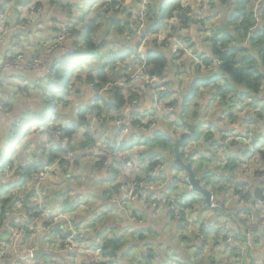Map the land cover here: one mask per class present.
<instances>
[{
  "label": "trees",
  "instance_id": "obj_1",
  "mask_svg": "<svg viewBox=\"0 0 264 264\" xmlns=\"http://www.w3.org/2000/svg\"><path fill=\"white\" fill-rule=\"evenodd\" d=\"M32 1L15 0L11 2V0H0L1 12L8 6L10 7L4 23L8 24L9 28L16 26L15 29H10V33L1 38L5 43L3 44L5 50L1 54L3 57H6L9 53L12 56L21 52L24 54L26 62H29L31 58L41 57L47 48L55 46L48 59L43 60L44 62L39 68L30 70L0 68V74L10 73L12 77L17 79L16 87L18 89L7 87L9 93L2 92L4 97L10 96L9 100L13 103L17 102L18 98L26 99L33 92L38 99L37 111L18 114L10 102L1 98L3 102L1 104L9 107L7 114L2 111L1 114L10 120L11 130L6 142L0 145V158L4 149L9 150V152L16 150L18 153L16 156H11L10 160L7 158L4 161L3 159L0 163V216L3 217L7 207H11L8 212L12 214L8 219H5V222L9 223L15 220L22 223L20 221L21 217L14 214L13 207H16V205L20 206L26 214L32 213L30 220L36 215V208L31 206L32 204H43L44 208L49 209L45 192L49 189L48 186L52 185L49 182L50 179L46 181L47 186H40L41 197H35V203L20 199L19 195L24 192L30 194L31 200L33 194L30 190L35 188L33 174L44 166L50 165L51 162L53 163L57 157L67 153L65 147L54 145L57 139L54 133L57 129L60 130L66 140L68 151L77 153L73 155L72 159H75V161L74 165H71L74 166V179H78L79 182V178L84 179L82 175L87 178L88 172L93 168L91 165L94 164V159L87 157L91 154H89V150L80 151L83 150L81 148L83 144L88 142L94 144L95 141L88 134H84L82 129L90 127L91 122L94 120V113L97 112L95 116L102 117L100 122L103 128H106L107 132L110 131L115 138L119 136V134H113L112 132L114 117L109 115L114 111V116H119L123 113L124 107L137 98L131 91L125 95V91L120 87V79L124 77V71H128V67H131L130 65L126 66L131 59L141 64L142 58L145 64L143 72L157 79L158 83L155 84V88L159 92L158 103L161 104L163 99L168 98V100H165V105L174 107L171 111L167 110L166 114L175 116L174 123L176 126L183 127L181 123L184 122L194 125L196 136L187 140L186 143L199 139L200 135L198 136V134H201V125L206 120L207 111L212 114V111L208 109L211 107L215 109L214 113L208 116L206 123L215 124L217 126L216 133L209 132L211 128L208 130L207 136L201 139L203 142L206 141L207 145L202 148L198 147V150L193 149L196 156L199 158L204 157L205 154L210 152L211 147L221 148L229 155L232 154L230 147L236 146L240 149V152L236 155H241L240 157L246 163L251 159L249 157L250 149L258 154L261 159H264V144L257 146L251 142L244 148L242 142L234 141L235 138H240L243 132L248 133L247 127L250 125H264V102L262 99L264 97V5H261L263 0H193V3L194 1L197 2L194 5H186V0H147L144 9V20L147 24H145L143 31L151 40L147 42L143 52L139 51L142 40L136 35V27H132V23L127 19L125 22L122 18V16L126 18L128 16L122 14V11L117 15L113 14L114 11L122 8L125 0H35L30 17L20 18L22 13L16 9L23 8ZM131 1L132 5H140L136 0ZM205 3L208 5L207 18L205 16L206 10L199 11L201 6H205ZM16 5L17 8L15 9ZM93 6L95 12L91 10ZM61 8L64 12L60 10ZM133 17L135 18L136 15ZM171 19H176L179 25L171 27L172 34L168 33L165 41L158 43L155 35L158 34L160 29L167 26ZM127 26L130 27L129 30L125 29ZM61 36L63 37L61 38ZM171 38L173 39L171 40ZM63 39L64 43L62 42ZM100 42H102L101 45H99ZM6 45H9V47H6ZM176 45L182 47H179L172 54V49L176 48ZM173 65H176V68ZM43 68L46 72L39 82L30 84L28 81L23 80L25 74ZM168 74L172 75L168 78ZM21 81L25 83L19 84ZM88 84L89 87L92 85L96 90L112 85L106 93L110 100L105 101L94 95L95 100L91 106L77 109L75 123L71 121L63 122L62 118H68L70 114L60 115L59 110L68 111L71 104L70 95H76L75 90L79 86L86 87ZM3 85L5 84L0 82V86ZM163 86H167V88L163 90ZM172 86H174V90H171ZM73 88L75 89L72 92ZM125 88L131 90L128 83ZM86 89L92 94V90L90 91L88 87ZM20 90H24L27 96L16 97ZM170 99L171 103L168 102ZM241 104H244V108L247 110L244 116L248 115V112L256 113L255 117L253 114H249L251 116L249 120L256 122L250 125L247 124L248 126L245 127H241L238 123H230L231 119L239 115L237 106L239 107ZM150 105L140 107L141 110L135 106V110L130 111L129 116L127 115L130 120L129 134L124 139L123 146H117L114 138H112L108 140L106 149L111 150L110 155H117L118 152H130L133 146L136 148L141 147L139 138H142L144 145H146L145 150H151V153L144 158L143 155L146 153L144 150L138 156V160L141 162L138 161L139 165L145 166L144 170L142 169L144 177L139 180L153 185L159 178H167L168 176L171 181L168 187L169 193L181 189L183 186L181 183L185 181L186 189H181L185 192L181 196L185 201L184 204L178 206L181 209L180 213H182V216L186 212L196 211L200 213L201 210L195 208L194 204L186 200L189 196L187 195L188 192L191 191L187 184V175L184 173L185 176L183 174L177 176L169 170V166L174 167L175 128H171L170 124H167L164 120L156 121L158 116L152 121L144 120L141 122L136 119L137 114L140 112L144 114L146 111L144 109ZM188 108L195 113L201 109L202 116L199 117L194 114L191 116L187 112ZM75 110L76 108H74V112ZM46 111L50 113L49 117L46 121H42V114ZM185 112H187V118H185ZM218 112H220L219 115H217ZM53 114L59 122H62V125L55 127L57 123L53 119ZM163 114L161 113V117ZM69 119H73V116L71 115ZM221 119L227 123L216 124ZM14 120H17L16 125L13 124ZM106 121L110 123L105 125ZM52 124L55 128L51 127ZM158 124L159 126H157ZM40 128H42V131H40ZM220 132H223V135H220ZM29 134H34L30 140H28ZM43 134L47 138L46 142L51 145L49 149H45L46 142H40ZM247 137L253 138L254 136L248 135ZM82 140H84V143L80 144L79 142ZM28 141L29 143H26ZM75 143L78 145L73 146ZM30 145H34V148L30 149ZM111 145L115 147L110 148ZM20 147L19 152L18 148ZM243 148L248 149L244 156H242ZM40 150L47 161H43V165L41 163H31L32 159L36 157V151ZM22 151H28L26 158L30 156V161L26 162L27 159L26 161H18L17 157ZM29 153L34 156L31 158ZM210 153L214 155L213 152ZM109 156L107 160L108 168H112L111 175L102 176L101 171L97 170L98 178L92 184V191L86 198H82L77 194L79 188H81L80 185L75 191L70 186V192L74 195L68 199H63L61 207L58 208L68 216L74 230H84L83 238L72 241L76 250L69 251L64 248L62 237L67 234L64 228L66 224L64 220L51 226L48 231L41 232L37 237L32 228L28 226L26 227L27 232L20 236L22 241V244L18 243L20 249L16 250L14 257L0 256V264H67V262H71L70 260L78 258L80 262H77V264H95V262L102 264H205L202 261L204 257H206V264H214L212 257L217 258V255L228 254L229 256L226 255L227 259L228 257L233 258L236 253L235 247L242 245V241L245 242L248 239L245 234L247 230H240L239 224L233 215L221 211L219 213L224 218H228L231 223L229 227L234 241L229 245H223L225 238L220 230L205 229L199 226V222L195 225L198 227L196 234L185 233L188 230V222L185 219L180 222V226L173 232V236L181 231L184 232L180 233L182 239L176 238L177 244L168 240H163L164 244H157L155 243L157 237L149 235L152 230L140 228L136 225L124 228L129 233L131 232L130 235H127L123 230H118L116 225L108 228L107 231H101L100 223L109 224L111 221L107 215L108 211L115 210V208L104 203V200L100 197L101 195L96 193L95 183L102 181L111 186L109 190L102 192L104 198L107 192L111 196L121 195L122 193L118 189V184H114L118 174H121V165L123 167L125 162L124 160H111ZM100 158L106 159V155ZM181 158L183 159L182 150ZM230 159L232 158L227 157L225 161L223 160L221 167L233 177L239 165L237 161H231ZM191 164L193 163L191 162ZM133 168L138 167L134 164ZM158 168L159 177L158 173L157 175H149L150 172ZM192 168L194 170L193 165ZM257 174L259 176L264 174V167ZM257 174L254 172L251 177L257 178ZM200 179V185L206 187L205 182L202 184V181H205L204 177H200ZM223 179L229 180V182L231 180L228 176ZM249 180H244L240 184L235 183V180H233L230 185L233 189L231 188L229 191L239 193L241 201L256 200L252 192L256 187H260L263 192V184L252 178L251 181L254 184L251 185L254 188H249L251 186L247 184ZM225 189L229 188L214 190L216 193L225 194ZM194 194L196 193L192 192V195ZM178 195L177 193L175 197L178 198ZM13 197L15 200L9 206ZM97 197H100V204L104 205L96 209ZM17 200L20 204H16ZM120 201L123 202L121 198ZM256 201L261 203L258 200ZM51 203L52 201L49 202V204ZM78 205H80L81 211ZM232 205L235 206V204ZM241 207L239 212L243 215H249L250 207ZM51 211L54 212L55 210L51 209ZM77 211L80 214L76 215ZM93 215L95 218L92 221L90 219ZM166 216H168L166 219L169 221L170 219L175 220L173 210L168 211ZM81 217L84 218V221L79 220ZM255 217L259 220L258 212H256ZM30 220L26 219V222H31ZM245 223L242 221L240 224ZM8 227L10 225L6 229ZM16 227L18 226L14 228ZM164 236L165 234L162 235L163 238ZM192 236H194L193 239L186 240V237L190 238ZM44 242L48 243L49 249L44 247ZM257 242L258 240L254 239V245ZM22 246L23 248H21ZM28 247H42L44 254L40 258H33L32 254L27 253ZM82 248L94 254L96 258H90L89 254L82 255L78 251ZM142 250H148L150 255L142 254ZM168 256L172 257V260H168ZM188 260L189 262H186ZM243 261V257L233 259L234 264H243Z\"/></svg>",
  "mask_w": 264,
  "mask_h": 264
},
{
  "label": "rangeland",
  "instance_id": "obj_2",
  "mask_svg": "<svg viewBox=\"0 0 264 264\" xmlns=\"http://www.w3.org/2000/svg\"><path fill=\"white\" fill-rule=\"evenodd\" d=\"M137 3H139V0H136ZM264 1V0H263ZM261 1V3L263 2ZM131 0H125L123 1L122 4V8L118 11H114L115 13H113L114 15H117L119 13L124 14L125 16H128V18L123 17L124 21L126 22V19L132 23V27H136V29L139 27L140 31L143 32L144 30V26L145 24H147L146 20H144L143 24L140 23L139 21V15L140 13L145 14L144 9L142 10V7L140 8V5L137 6L136 4L132 5L131 4ZM195 4H197L196 1H194ZM193 0L189 1L186 0L185 4L186 5H194ZM35 4V0H33L31 3H29L28 5H26L25 7L21 8H17V5L15 6V9L17 11H19L22 17L20 18H28L30 17L31 13H32V7ZM256 7V6H255ZM9 8V7H8ZM57 8V6H56ZM59 8V7H58ZM138 8V10H136ZM208 5L205 3V6H201L199 11H203L206 10L205 16L208 13ZM51 10V9H50ZM49 10V11H50ZM60 10H62L64 12V10L61 8ZM92 12H95V7L93 6L91 8ZM5 13V10L2 12ZM143 14L141 16H143ZM136 17L134 18L133 16ZM49 16V15H48ZM91 17V16H90ZM51 18V16H50ZM207 18V16H206ZM51 21V20H50ZM56 25V24H55ZM179 23L176 19H171L170 23L163 27L162 29L159 30L158 34H156V39L158 43H161L163 41H165V38L167 36V34H172V30L171 27L173 26H178ZM125 29L129 30L130 27L127 26ZM135 29V31H136ZM40 37V35H38ZM37 37V38H39ZM63 36H61L62 38ZM147 40L144 38L141 43H140V47H139V51L143 52L147 42H149L151 39L149 36H146ZM153 39V37H151ZM173 38H171L172 40ZM179 41V40H176ZM62 42L64 43V39L62 40ZM129 44V43H128ZM132 45V44H130ZM179 47H182L180 45H176V48L174 47L172 49V54L175 53L176 50H178ZM180 60V58H179ZM137 61L134 59H131L128 61L127 65H130L131 67H128V71H124V77L120 79V87L123 88V90L125 91L124 94L126 95L127 93L129 94V92H133L136 87H133L131 90L125 88L126 84L128 83L129 86V82L130 79L133 78L135 75H138L140 73L141 67L137 65ZM174 68H176V65H173ZM172 74H168V78L171 76ZM174 78V77H173ZM15 82H17V79H15ZM155 82V80H154ZM153 82V83H154ZM21 83H25L24 81H21L19 84ZM89 88V84L88 86L86 85L82 87L79 86V88H77V90H75L76 95L72 94L70 95V101L71 104L68 108V111H62L59 110V114L60 115H69V117H71V115L73 116V119H69L68 118H62L63 122H67V121H71L72 123H75L76 121V115H77V109L82 108L81 106V102H84L85 100H87V103H85L84 106H91L94 102V98L96 95L100 98H102L105 101H109L110 98L109 96L107 97L106 95V91L103 92L104 94L101 93H95L93 91L91 97H89V94L87 92L86 88ZM112 85H107V90H109V88H111ZM163 90L167 88V86H163L162 87ZM75 88L72 89V92L74 91ZM147 88H145L140 95L144 94L145 96V102L141 101L142 106H147L144 105L148 102L151 103L150 106L146 107L144 110L145 113L142 114V112L137 114L136 119L138 121H152L154 119L157 120H164V122H166L167 124H170L171 128H175V132H176V138H178L181 134L186 132V129L184 127L181 126H176V124L174 123V119L175 116L173 115H167L166 113V108L168 110H172L174 106H168L167 104L165 105V100H168V98L163 99V102L161 104L158 103V97H159V92L158 91H154L151 90V93H153L154 95L153 98L149 97V95H147ZM171 90H174V86L171 87ZM135 93V92H134ZM95 95V96H94ZM103 96V97H102ZM263 102H264V97H262ZM169 103H171V99L170 101H168ZM194 102V101H192ZM242 105V106H241ZM239 107L237 106L239 115L235 116L233 119L230 120V123H238V125H240L241 127H245L247 124L250 125L256 121H251L249 120V118H251V116H249V114H253V116L255 117L256 113L255 112H248V115L244 116L247 113V110L244 108L245 105L241 104ZM193 106V105H192ZM74 108H76L75 112H74ZM261 109V108H260ZM143 110V111H144ZM150 112H149V111ZM208 110L212 111V114L214 113L215 109L213 107L209 108ZM201 109H199L196 113L192 110H190L189 108L187 109V112L190 113L191 116L197 115L199 117H201ZM187 112H185L186 116L185 118H187ZM204 112V111H203ZM236 112V111H235ZM114 111L111 112V114L109 115L110 117H114ZM161 113H164L161 117ZM229 113V112H228ZM49 112H44L42 114L41 120L42 121H46L49 117ZM104 114V113H103ZM212 114H209L207 111V114L205 115V119H208V116H211ZM97 115V112L94 113V120L91 122L90 127L86 128V129H82V132L85 134H88L92 139H94L95 143L94 144H90L89 142L86 144H83V147H81L83 150H81L80 152L84 151V150H89V154L91 158H94V164L91 165L93 166V168H91L92 171H94V173H97V170L101 171V175H109L110 173H112V168H108V160L107 157L111 154V150L106 149L107 143L109 139L114 138L115 143L117 146L122 145L123 143H125L123 141V139L121 137H117L115 138L114 136H112L111 133H104L103 131V126L102 123L100 122V120L102 119V117L100 116H95ZM242 115V116H241ZM55 115L53 114V119L54 121L57 123H55V127L57 125H62V122L54 117ZM160 117V118H159ZM222 117V115H221ZM214 118V117H212ZM206 120H204V122L201 125V129L200 132L201 134H198V136L200 135L198 140H192L190 142H187L182 148L181 150L183 151V161L184 162H192L193 167L195 166V163L197 165V168H194V172L195 174H197V178L199 177V170H202L203 174H204V179L205 181H202V184H206V187H203L205 190H207L210 194V202L209 204L212 202L215 208V205H217L216 208V214L212 213V211H208L207 208V203L205 201V198H202L200 195L198 194H194L192 195V192H188L187 195L188 198L186 199L187 201H190L192 204H194V207L198 208L199 210H201V212H203L202 216V220L199 222V226L204 227V221H206L209 225L217 223V227H209L213 229H217L220 230L221 233H223L224 231H227L226 233H223L225 235V242H223V245H229L231 243H227L226 240L227 238H232L233 234L232 231L230 229V222L228 220V218H222L221 213H219V211L221 212H225L227 214L231 213V214H237L236 211L238 212L239 209H241V206H245L247 208H249L248 204L244 205V203L242 202V205H239L240 201H241V195L239 193H232L231 191H229L231 188L233 189V187H231V182L233 180H235V183H241L244 180H248V179H252L251 175H253L254 172H257L259 170H262L264 167V159H261V157L254 153L253 151H251V149L249 150V157H251L250 161H248L246 163L245 160L242 159V157H240L241 155H236V153H239L240 149L235 147H230L232 154L227 155L226 152L224 150H222L221 148H216V147H211L210 148V152H213L214 155H211V153L209 152L208 154H205L204 157H198L193 153V149L198 150V147L202 148L203 146L207 145V142H203L201 141L202 138H205L207 136L206 133L209 132L211 133H216V125H210L206 123ZM155 121V122H156ZM110 122L106 121L105 125H108ZM224 124L227 123L224 120H219L216 122V124ZM229 123V122H228ZM173 124V125H172ZM191 124V123H188ZM192 125V124H191ZM247 125V126H248ZM159 126V124L157 125ZM41 127V126H40ZM52 128H55L53 126V124L51 125ZM249 127H250V133H249ZM248 128V133L247 132H243V135H240V138L237 139V141L242 142L244 148H246V146H248V144L254 143L257 146H262L264 144V125L261 126H254L253 124L250 125ZM166 129V127H165ZM33 131V130H32ZM40 131H42V128H40ZM34 133V132H31ZM35 134V133H34ZM34 134H29V139L31 138V136H33ZM223 132H220V135H222ZM80 135V134H79ZM254 136L253 138L250 137L248 138L247 136ZM217 138V137H216ZM46 136L43 134L40 138V142L41 143H45L46 142ZM243 139V140H242ZM65 141V140H64ZM140 141V148H136L135 146H133V149L131 151V154L129 153L128 156L129 159H127L126 157L122 158V154L121 152H118L117 155H110L109 158H111V160H124L125 164L122 167L121 165V174H118L117 180L115 182L114 185L118 184V189L120 190L121 188V195H110V193H105L106 194V199L104 197H102V192L105 190H109L111 186H108L107 183H104L102 181L96 182L95 183V190L96 193H98L99 195H101L100 197L104 200V203L109 204L110 206H113L114 209H111L108 211V216L110 217V221L109 224L106 225V223L104 224L103 222L100 223V230H104L107 231L108 228L110 227H114V225H116L118 230H123V232H126L127 235H130V233L128 232V230L124 229L128 226L131 225H136L137 227L140 228H147L152 230V233L149 234L151 236H156L157 238H155V243L157 244H164L163 242V237L162 235L165 234L164 238L167 239L169 237V233L173 232V230H175L178 226H180V221H178L179 216L174 217V221H172L170 219L167 220L166 219V214L168 213V211L172 210L171 206H174V204H168L167 200H174V199H181L182 194H185V192L181 191L186 189L185 185V181H182V187L181 189L176 190V192L173 193H169V185L171 184L170 181V177L167 176V178H159L157 182H155L153 185L151 184H146V182H143L139 179H142L144 177L142 169L144 170L145 166H140L139 165V160H138V156L139 154L145 150L146 145H144V140L142 138H139ZM87 142V141H86ZM26 143H29L26 142ZM80 144L84 143V140L79 142ZM54 144V143H53ZM144 147H142L143 145ZM198 144V145H197ZM253 144V145H254ZM24 145V144H23ZM55 145V144H54ZM63 148L65 149L66 152H68V147L66 146V144H63ZM78 144L75 143L73 144V146H77ZM114 145H111V148ZM242 146V147H243ZM49 147H51V145L49 143L46 142V148L45 149H49ZM34 148V145H30V149ZM136 148V149H135ZM243 148V149H244ZM19 152L21 150V147L18 148ZM63 149V150H64ZM37 150V147H36ZM98 150L101 151H106V159L104 158H100V157H93L92 153L96 152V154H98ZM264 150V147H263ZM29 151V150H28ZM27 152L22 151L18 158V161H30V156L29 158H26ZM146 151V150H145ZM248 152V149H244L242 151V156H244L246 153ZM69 153H72L73 155H76L77 153H75L74 151H69ZM151 153V150L146 151V153L143 155L144 158H146V156H148V154ZM153 153V152H152ZM17 151H10L9 150H5L3 151V153L1 154V158H0V163L1 160L4 159V161L8 158V160L11 159V156H16ZM36 154H38V151H36ZM41 154V152H40ZM29 155H31V153H29ZM34 155H31V158ZM227 157H231L232 159H230L231 161H237L238 163V168L237 170H235L233 177L230 175V173L226 172L223 170V167H221L223 165V160L225 161V159ZM36 157H34L35 159ZM97 158V159H96ZM160 158V157H159ZM162 159V158H160ZM45 161H47L46 158H44ZM58 160L56 163H58V172L56 174V176L51 177L49 182L52 184L50 186H48V190H46L45 192V196L47 198V202L49 205V209L45 208V210L47 211H43L42 209L40 211H38V209L35 210V220H37L36 223L40 224V228L39 227H35L34 224L32 223V219H31V223L27 222L24 223L23 221L26 222V219L30 220V216L29 213H25L23 211V209L20 206L13 207V210L15 211V215L17 217H21L20 221H22V223L13 220L12 222H5V219H8L9 216H11L12 214H9V210L11 207H7V209L5 210V214L3 215V217L1 218L0 216V256H6V257H14L16 250L20 249V247L18 246L19 244H22L21 241V234H24V232H22L21 230H15V229H19L22 225L24 226V228L26 229V227L30 226L33 230V233L35 234V236L37 237L41 232H46V231H42L43 229H45L46 227L43 226V223H48V220H46L45 218H42V216H45V212L46 214H48V212H52V210H55L54 212H52V215L55 212H61V209H58L61 207V202L63 199H68L69 197H71L72 195H74V193L70 192V186L72 187L73 191H75L78 187V185L81 186V188L86 187L87 184V178L85 176L82 175V178H84L83 180L81 178H79V182L78 179H74L75 177H73V167L71 165H74V161L75 159H71L68 157L67 153L63 154L62 156L57 157V159H55V161ZM229 160V161H230ZM43 161V160H42ZM44 161V162H45ZM54 161V162H55ZM139 161V162H138ZM53 162V163H54ZM51 162V164H53ZM141 163V162H140ZM135 164L136 167L138 168H133V165ZM120 166V165H118ZM7 168V167H6ZM169 170L170 172H174V174H176L177 176H180L181 174H183V176H185L183 171L178 170L177 168L171 167L169 166ZM198 172V173H197ZM75 173V172H74ZM151 175H157L158 173V177H159V168L156 169L153 172H150ZM98 174V173H97ZM111 175V174H110ZM258 175V179H259V174ZM81 176V175H78ZM228 176L229 178H231L230 182L229 180H224L223 178ZM109 177V176H108ZM223 177V178H222ZM238 177V178H237ZM78 178V177H77ZM141 181V182H140ZM132 184V185H131ZM134 185H137V187H134ZM234 185V184H233ZM43 186H47L46 182L43 183ZM212 187H214L212 189ZM229 188V189H225L226 192L225 194H220V193H216V189L218 190L219 188ZM30 188H31V184H30ZM35 189V188H33ZM138 189L139 191L136 192L135 190ZM215 189V190H214ZM40 191V188H39ZM254 191V190H253ZM178 195V198L175 197L176 194ZM130 194L132 198H136L134 200H128V195ZM253 194V192H252ZM151 195V196H150ZM20 199H23L24 196H26V193L24 192L23 194L19 195ZM35 197H41L40 192H36L35 194H33V197L31 198L30 202H36L35 201ZM100 197L96 198V203L100 204ZM123 200V202L120 201V198ZM110 198V199H109ZM34 199V200H33ZM14 197L10 200L9 206L13 203L14 201ZM55 200V201H54ZM107 200V201H106ZM51 204H49V202H51ZM229 203H233L235 204V211L231 210L233 207L229 206ZM238 203V204H237ZM16 204H20L19 201L17 200ZM255 205H257L259 207V203L255 202ZM264 204V203H263ZM37 204H32L31 206L36 208ZM39 205H43V204H39ZM181 205V204H180ZM201 207V209H200ZM18 208V209H17ZM78 208L81 211L80 205H78ZM177 210H180L179 207H176ZM261 210V209H260ZM97 211V210H96ZM262 211H264V209H262ZM98 212V211H97ZM174 212V211H173ZM194 212V211H193ZM12 213V212H11ZM80 214L78 211L76 212V215ZM260 215V214H259ZM81 216V215H80ZM214 216H218V217H214ZM186 214H184L182 216V219H185ZM249 215H243L242 213L238 212L236 218L238 221H240V223H242V221L246 220L245 224H239V228L240 230H244L247 228H252L254 227L253 225H251V218H249ZM95 218V216L93 215V217L90 219L93 221V219ZM82 219V221H84V218L81 217L79 218V220ZM181 219V220H182ZM194 217H188L187 218V222H188V226L189 228H193V233L196 234L197 233V229L196 226L193 225L194 222ZM18 222V223H17ZM87 223V222H86ZM127 225H125V224ZM10 225V227H8V229H6V227ZM15 226H18L16 228H14ZM126 226V227H125ZM221 226V229H219V227ZM73 225L68 224L67 225V229L68 231H73L72 228ZM171 228L169 231L167 229ZM226 228V229H225ZM28 229H26L25 233L27 232ZM46 230V229H45ZM49 230V229H48ZM47 230V231H48ZM82 231H84L83 229H81ZM30 231V230H29ZM260 233L262 235V240H264V228H260ZM74 232V231H73ZM180 233H184V232H180ZM180 233H176L173 238L176 239H182V235ZM187 234H190V232H185ZM194 236L188 238L186 237V240L188 239H193ZM63 239V238H62ZM64 241V240H63ZM184 241V240H183ZM247 245V248H246ZM259 246V244H258ZM14 247V249H13ZM44 247L46 249H49V245L48 243L44 242ZM254 239H247L245 242L242 241V245H239L238 247H235L236 251L239 252V254L235 253V255H233L232 257H228V259L226 258V255L228 254H224L222 256H218L217 258L212 257L214 264H234L233 263V259L235 257H243L246 260V264L248 263L249 258H251L252 256V251L254 252ZM23 248V246L21 247ZM25 248V247H24ZM259 248V247H258ZM8 251H10V253H8ZM5 252V253H2ZM142 254H145L147 256H149L150 254L148 253V250H142ZM212 255V253H210ZM229 256V255H228ZM168 260H172V257L168 256ZM71 262H67V264H77V262L79 261L78 259H74V260H70ZM202 261L206 264V257L202 258ZM225 261H227L228 263H226ZM183 262V261H182ZM186 262H189L186 261Z\"/></svg>",
  "mask_w": 264,
  "mask_h": 264
},
{
  "label": "built area",
  "instance_id": "obj_3",
  "mask_svg": "<svg viewBox=\"0 0 264 264\" xmlns=\"http://www.w3.org/2000/svg\"><path fill=\"white\" fill-rule=\"evenodd\" d=\"M12 1H15V0H11V2ZM146 2H147V0H139L140 8L142 7V10L145 8ZM8 7L5 9V13L0 12V40H1L2 36H4L7 33H10V31H11L10 29H15L16 28V26L12 27V28L11 27L9 28L8 24L4 23L5 16L7 15V13L10 10V7L9 8ZM142 14L143 13H140V15H139V21H140L141 24H143V22H144V14H143V16H141ZM136 35H138L140 40H143L144 38L147 40L145 32L144 31L141 32L139 27L136 29ZM54 48H55V46L47 48L45 50V52L41 55V57H39V58H37V57L31 58V60L29 62H26L25 56L21 52L20 53H16V54H14L12 56L10 55V53L6 57L0 56V68L7 69V70H21V69L30 70V69L39 68V67L42 66V64L44 62L43 60L48 59L49 54L52 52V50ZM141 61H142V63L138 64V67L139 66L141 67L140 73L138 75H135L133 78H131L130 82H129V87L131 89L133 87H136V89L132 93L135 94L137 96V98L133 99L130 102V104H128V105H126L124 107L123 113H121L119 116L118 115L114 116L113 122H112V126L116 127L117 130H118V133H117V134H119L118 137H121L123 139V141L129 134L130 120H129V117L127 118V115L129 114L130 111L135 110V108H134L135 106H137L139 108L140 107H144V106L140 105L141 101L142 102L146 101L144 99L145 98L144 94L140 95L141 92L145 88H147L148 90H147L146 94L149 95V97L153 98L152 95H154V94L151 93V90H154L155 92L158 91L155 88V84L158 83L157 79L155 77H150L149 75H147V74H145L143 72L145 64H144V60L142 58H141ZM48 74H49V72H48ZM154 80H155V82H154ZM89 89H90V91L92 90L93 92L98 93V94L99 93L104 94L103 92H105V91H106V93L108 92L107 86L105 88L101 89V90H96L95 88L92 87V85H90ZM26 96H27V93L24 90H20V92H18L16 94V97H26ZM149 104H151V103L148 102V103H146L144 105H149ZM165 110L167 111L168 109L166 108ZM0 111H2L3 113L7 114L9 112V107L0 103ZM169 111H171V110H169ZM13 124L16 125L17 124V120H14ZM54 135L57 137L56 143H55L56 146L63 147L64 146L63 144H67V142L63 138L60 130L57 129L56 132L54 133ZM237 139L238 138H235L234 141H237ZM114 147L115 146H113L112 148H114ZM110 148H111V146H110ZM129 153L131 154V151L130 152H125V153L121 152L122 158L131 156V155H128ZM105 154H106V151H104V150L103 151L98 150V154H96V152L92 153V155L95 156V157L105 156ZM124 154H127V155H124ZM67 155L70 158V160L73 158V154L69 153V151L67 152ZM87 157L89 158L88 155H87ZM57 161L58 160H56L53 164L44 166L41 170H39V171H37V172H35L33 174V179H34V182H35V190H37L36 192H40V191H38V189L41 188L40 186H42L44 182L48 181V179H50L51 177L56 176L57 172L59 171L58 170V163L60 162L59 161L58 163H56ZM252 178L258 180L259 182H261L263 184V187H262L263 188V192H262V194L264 195V174H261L259 176V179H258V177L257 178L252 177ZM134 187H137V185H134ZM121 189H120V191H121ZM135 191L138 192L139 190L136 189ZM134 199H136V198H132L130 194L128 195V200H134ZM184 201L185 200H183L182 198L181 199H177V200L176 199H174V200L168 199L167 200L168 204H174V206H171V208L174 211V217L179 216L178 221H180V222L183 220L182 219V213H180L181 209L177 210L176 207L180 206V204H184ZM209 202H210V200H209ZM255 202H257V201L253 199V200H250V204H248V205H250L249 206L250 207V211H249V216L250 217L249 218H251V225H253V226L258 225L259 230H260V228H264V212L257 205L256 206L254 205ZM212 204L213 203L211 202L210 204L207 205L208 211H212V213L216 214L217 213L216 212L217 205H215V208H214V205H212ZM259 204H261V203H259ZM36 209H38V211H40L41 209L43 211H47V210H45L43 205H39V204L36 205ZM256 212H258L260 214L259 215V220H257L256 217H255ZM31 214L32 213H29L30 217L32 216ZM185 214H186V217H185L186 221H187L188 217H194L195 218L194 222H193V225H196L198 222H200L202 220V217H205V216H202L203 212L197 213L195 211V212H186ZM34 217L32 218V223L34 224L35 227H39L40 228V224L36 223L37 220H35ZM41 217L45 218L46 220H48V223H43V226L46 227L45 228L46 230L43 229L42 231H47L48 229H50L51 226H53L56 223L64 220L66 222L64 228H65V230L67 232V234L62 237L63 240H64L63 241L64 248L66 250H69V251L76 250L74 248L73 244H72V241L75 240V239L83 238L84 231H82L81 229L74 230L72 227L71 228H72V230L74 232L73 231H68L67 225L71 224V222H70L68 216L65 215V214H61V212H55L53 215H52V212H48V214H46V212H45V216L41 215ZM214 217H218V216H214ZM222 218H224V217L222 216ZM23 222H25V221H23ZM209 227H217V223L212 224V222H211V224L209 225L206 221H204V228L205 229H209ZM196 229L198 230L197 226H196ZM219 229H221V226L219 227ZM250 229H252V228L248 229L247 226H246V230L247 231H250ZM15 230H21L24 233L26 231L24 229L23 225L19 229H15ZM187 232H190V234H192L193 233V228H191V227L189 228V226H188ZM226 232L227 231H224L223 233H226ZM223 235H225V234H223ZM233 239H234L233 237L230 238V239L227 238L226 242L227 243H232L234 241ZM36 249L37 248L28 247L27 248V253L29 255H31ZM78 251L82 255L89 254L90 258L91 257H95L96 258V256L94 254L88 252L85 248L79 249ZM236 253L239 254V252H237V251H236ZM29 258H30V256H29Z\"/></svg>",
  "mask_w": 264,
  "mask_h": 264
},
{
  "label": "crops",
  "instance_id": "obj_4",
  "mask_svg": "<svg viewBox=\"0 0 264 264\" xmlns=\"http://www.w3.org/2000/svg\"><path fill=\"white\" fill-rule=\"evenodd\" d=\"M3 44H5V43L1 40L0 41V56H2L1 54L5 50V47L3 46ZM9 45L8 46L6 45V47H9ZM45 72H46V70L43 68V69H40V70H38L36 72H31L29 74H25L26 76H24V79L23 80L24 81H28V83H30V84H35V83L39 82L41 79H43ZM0 82H2L3 84H5L3 86H0V103H3L1 101V98L4 101L10 102V104L15 108L14 109L15 112L18 113V114H21V113H24V112H35V111H37V109H38V99H37V95L34 94L33 92L26 99L18 98L19 100L17 102H13V103L9 100V97L10 96L9 97H4L2 95V92L3 93H6V92L9 93V91H7V87H11V89L12 88L13 89L14 88H17L16 87V82H15V77H12V75H10V73H2V74H0ZM88 91L89 90L87 89V92ZM88 94H89V97L92 96V95H90V92H88ZM85 103H87V100H85L84 102H81L80 104H81L82 107H85L84 106ZM219 113L220 112H218L217 115H219ZM10 130H11L10 120L9 119H6L1 114V111H0V145L3 142H6V139H7V136L9 135ZM103 131L106 132V133H111L110 131L107 132L106 128H103ZM112 132H113V134H117L118 133V130H116V131H113L112 130ZM40 152H41V150L38 151V154H36V158L35 159L33 158L31 163H35V164L41 163L43 165L42 162L45 161V160H44L43 154L42 153L40 154ZM194 168H197L196 163H195ZM199 172L200 173H199V177L198 178H200V177L203 178L204 177V174H203L202 170H199ZM100 174H101V172H100ZM98 175L99 174L94 173V171H92V170L88 172L86 187L85 188H83V187L82 188H79V190L77 192L78 196H81L82 198H86L91 193V191H92V184H94L95 180L98 178ZM196 176H197V174H196ZM239 184H240V182H239ZM247 184L251 185V184H254V183L251 180H249L247 182ZM251 187L254 188L253 185L249 186V188H251ZM29 199H30V197H29ZM242 202L244 203V205L250 204V200H247V201H240L239 205H242L241 204ZM263 203L259 204V208L264 209V204ZM232 204L233 203H229V206L233 207L231 209L232 211L233 210L235 211L236 207L233 206ZM92 205H94V204H92ZM103 205L104 204H95V207L97 209V208H101ZM248 206H250V205H248ZM239 210H238V212H239ZM238 212L236 211L237 214H238ZM82 214H84V213H82ZM237 214H232V215H233L234 219L236 220V222L238 224H240V221H238L237 218H236ZM167 217L168 216H166V218ZM244 222H246V220H244ZM123 224H125V223H123ZM125 225H127V224H125ZM170 229L171 228H169L167 230L169 231ZM173 232H174V230H173ZM173 232H170L169 233V237L167 239L163 238V240H168V241H171L174 244H177L176 243V239L173 238ZM245 234H246V238H248V239L258 240V242L254 245L255 246L254 247V252L252 251L253 254H252L251 258H249L247 264H251V263L252 264H264V240L261 239L262 238V235L259 232L258 225H255L254 227H252V229H250V231H247ZM258 244H259V246H258ZM191 250L193 251V249H191ZM261 262H263V263H261ZM243 264H246V260L245 259L243 261Z\"/></svg>",
  "mask_w": 264,
  "mask_h": 264
},
{
  "label": "water",
  "instance_id": "obj_5",
  "mask_svg": "<svg viewBox=\"0 0 264 264\" xmlns=\"http://www.w3.org/2000/svg\"><path fill=\"white\" fill-rule=\"evenodd\" d=\"M261 5H264V1L261 3ZM102 42L99 43V45H101ZM181 125H183V127L186 129V132L181 134L178 138H176L174 140V146H173V154H174V161H173V165L174 167H176L178 170L183 171L187 177V184L188 187H190L191 191L203 196L205 198V201L207 203V205L209 204V200H210V194L207 190H205L201 185V179L197 178L194 170L192 168V164L190 162H184L181 158V148L185 145L187 140L193 139L196 136V132H195V127L194 125L188 124V123H181ZM113 131H116L117 128L116 127H112ZM32 194L36 193L35 189H31L30 190ZM30 194H26V196H24L23 200L25 201H30L29 199ZM253 197L258 200L259 202H264V195L262 194L261 188L260 187H256L253 191ZM44 254V250L42 247H38L33 253H32V257L34 258H40L42 255ZM95 264H102L100 262H95Z\"/></svg>",
  "mask_w": 264,
  "mask_h": 264
}]
</instances>
